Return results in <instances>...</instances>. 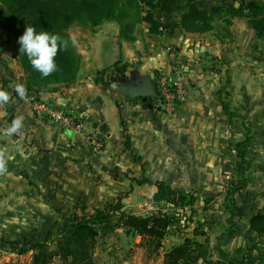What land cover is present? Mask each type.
Instances as JSON below:
<instances>
[{
	"label": "crops",
	"instance_id": "0c3cea01",
	"mask_svg": "<svg viewBox=\"0 0 264 264\" xmlns=\"http://www.w3.org/2000/svg\"><path fill=\"white\" fill-rule=\"evenodd\" d=\"M224 1L238 5L242 0ZM79 29L71 34L81 56L75 79L39 93L78 117L79 132L68 136V128L37 118L20 99L0 106V129L17 115L25 118L20 135L2 138L0 132V148L14 156L0 175V241L21 240L44 229L46 233L126 192L141 199L128 207L155 203L156 186L136 183L142 178L185 191L193 188L197 200L189 208L195 209L203 198L200 192L214 196L209 203L223 199L235 144L246 137L248 184L235 196L241 215L216 240L213 233L207 238L227 253L255 238L249 219L264 206V40L246 18L232 17L226 24L216 16L207 32L176 28L171 35L151 34L139 22L133 40L119 36L115 20ZM4 56L0 88L24 84L25 74L11 48ZM115 61L128 64L118 80L97 81V72ZM159 75L188 89L187 100L173 113L159 112L153 100L150 108L148 101L119 90L133 80L146 79L154 86ZM184 161L191 165L185 167ZM124 231L118 225L106 235L110 242L94 249V259L101 264H162L168 246L153 262L141 248H125L123 243L138 240Z\"/></svg>",
	"mask_w": 264,
	"mask_h": 264
},
{
	"label": "trees",
	"instance_id": "16d2710c",
	"mask_svg": "<svg viewBox=\"0 0 264 264\" xmlns=\"http://www.w3.org/2000/svg\"><path fill=\"white\" fill-rule=\"evenodd\" d=\"M216 16L224 17L226 24H229L232 17L244 16L257 37L264 40V0H242L238 5L224 0H0V28L6 29L11 36L4 38L0 35V66L3 54L10 47L13 57L25 74L24 86L39 94L52 84L74 80L81 56L71 44L66 50L61 48L55 57L57 71L48 77L42 76L32 67L26 54L20 51L19 37L27 25H33L37 32L58 33L62 38L68 39L73 24L93 28L106 20H115L119 26V36L133 40L134 36L131 34L139 22H145L151 34L171 35L176 28L203 33L211 30ZM127 66V63L115 61L111 66L99 70L96 80L102 81L106 77L117 81L118 74ZM5 84L6 81H3L2 86ZM7 91L13 98L19 99L12 88ZM247 143L248 137L235 144L236 161L231 180L224 192L223 201L225 210L229 213V228L235 226V196L248 184L249 162L244 151ZM136 183L155 185L156 191L152 199L158 204L184 208L192 207L197 200L194 193L173 188L162 181L142 178L136 180ZM128 195L129 192H126L103 208H93L81 216H73L69 222L44 233L43 238L27 237L19 242L18 254L31 252L29 261L24 264H55L57 261L60 264H96L94 247L100 231L107 229L111 233L118 225L126 233L138 235L141 246L160 254L162 240L172 224V218L165 209L167 207L147 215L127 212L124 200ZM249 228L261 237L264 235V207L250 217ZM199 235H204L200 225L193 230L195 238L184 237L182 242L164 251L163 264H221V259H225L226 264H258L249 254L236 258L229 256L218 245L212 248L208 238L204 241L197 240ZM213 250L219 252L217 258H213Z\"/></svg>",
	"mask_w": 264,
	"mask_h": 264
},
{
	"label": "rangeland",
	"instance_id": "374dc122",
	"mask_svg": "<svg viewBox=\"0 0 264 264\" xmlns=\"http://www.w3.org/2000/svg\"><path fill=\"white\" fill-rule=\"evenodd\" d=\"M79 28H85V27L80 26L77 23L73 24L69 30V34L70 35L76 34L80 30ZM0 35L4 38H7V37L11 38L10 33H8L6 29H3V28H0ZM4 54L2 56L3 58H5ZM220 83L222 84L223 82H220ZM234 143L235 142H233V146H234ZM244 151H245V155H247V153L249 152L248 145L246 146ZM235 161H236V157H233L232 162H231L232 167L234 166ZM182 163L187 168L191 165V161H184ZM226 166H227V162H226ZM192 189L193 188H190V190H187V192L190 194L194 193L192 192ZM199 194L203 196V198H201L199 203L196 205L195 209L189 208V206L187 208H179V207L175 208V207H170L169 205H165L164 203H161V204L151 203L150 205L148 204L144 205L143 202L141 201L140 203L134 204L131 207L126 206V211L134 212L135 214H138V215H141V214L147 215L152 212H158L159 210L167 207L165 209H167L166 212H168L172 218V224L166 231L165 236L162 240L163 242L162 249L164 248V246H168V249H169L173 247L174 245L179 244L180 242H182L183 240L182 238L183 236H185V234H186L185 237H194L193 230L196 226H199V225H200V230L204 232V235L197 236V240L204 241L207 238V236L209 237V234L211 233L215 234V240H216V237L218 235H222L227 230L226 227L230 226V222H228L227 220L225 221L226 218L228 219L229 213L225 210L224 201L222 197H220V199L219 198L216 199L214 202L209 203V200H211L214 196L207 195V192L202 193V194L200 192ZM138 200H141V199L137 198L136 196L132 197V195H130V192H129V196L128 198L124 200V202L125 204H130L132 202H137ZM239 208L240 206L236 204V199H235L233 219H236L239 215H241L239 213L240 212ZM213 219H216V221L215 220L213 221ZM43 227H48V226H43ZM55 229L56 228H53L52 230H55ZM42 231H37L35 233L28 232L24 239L30 236H36L37 238H43L44 233H42ZM109 233L110 231L107 229L101 230L94 248H97L98 251H100V249L101 250L104 249L107 242H110V241L105 240L104 238ZM130 236L137 237L136 240H138V242L130 239L128 243H123L125 244L124 245L125 248H127L128 246H130V244H132V246L134 245V247H139L143 250V256H145L146 259H152L153 262H156V260L159 259V253L158 254L152 253L149 251L148 248L140 245L141 239L138 235L131 234ZM246 236L247 238L249 237V235H246ZM255 236H256L255 238L253 237L251 240L246 241V243H244V245L241 246L239 249H234L233 251L228 253L229 256L240 258L244 254H249L253 257V259L255 258L258 264H264V235L261 237L259 234L256 233ZM24 239L13 240V241H8V242L0 241V264H3L4 262H19V263L24 264L27 261H29L30 256H31L30 251L27 252L26 254H18L20 252L19 242H21ZM215 240L214 239L209 240V242H213L212 244L210 243V246L212 248L214 247V244L216 243ZM128 248H131V247H128ZM218 254L219 252L216 250L214 252L215 257L213 258H217ZM122 257H123L122 260H124V253L122 254ZM101 262L102 261L100 260H97V259L95 260V263L101 264ZM226 263L227 261L225 259L224 260L221 259V264H226ZM55 264H60V262L57 261L55 262ZM162 264H163V260H162Z\"/></svg>",
	"mask_w": 264,
	"mask_h": 264
},
{
	"label": "clouds",
	"instance_id": "9594fccd",
	"mask_svg": "<svg viewBox=\"0 0 264 264\" xmlns=\"http://www.w3.org/2000/svg\"><path fill=\"white\" fill-rule=\"evenodd\" d=\"M18 42L21 45V53L26 54L32 67L44 77H48L57 71L55 57L58 51L61 48L66 50L69 44L74 47L78 43L75 35H70L68 39H64L58 33L37 32L33 25L26 26V30L19 37ZM11 87L18 98L24 99L27 95V89L23 83H16ZM10 102H14L12 94L4 88H0V106L7 105ZM24 119L23 115L15 116L10 123L0 129L2 138L20 135L21 130L24 128ZM20 151L22 154V149ZM13 158L14 156L9 153L6 147L0 148V175H4L7 172V164Z\"/></svg>",
	"mask_w": 264,
	"mask_h": 264
},
{
	"label": "built area",
	"instance_id": "2783aa9c",
	"mask_svg": "<svg viewBox=\"0 0 264 264\" xmlns=\"http://www.w3.org/2000/svg\"><path fill=\"white\" fill-rule=\"evenodd\" d=\"M153 87L155 91L153 104L159 112L173 113L179 104L187 100L188 89L183 82H170L166 76L159 75ZM20 100L32 110L37 118L43 121L72 129L75 132H79L82 129V124L78 117L61 106L50 104L34 90H27V95ZM89 140L94 146L98 145L97 139L92 138Z\"/></svg>",
	"mask_w": 264,
	"mask_h": 264
},
{
	"label": "water",
	"instance_id": "95a60500",
	"mask_svg": "<svg viewBox=\"0 0 264 264\" xmlns=\"http://www.w3.org/2000/svg\"><path fill=\"white\" fill-rule=\"evenodd\" d=\"M237 5V4H236ZM119 90L130 94V96L135 98H141L143 101H148V105L152 107V100H154V87L149 84L146 79L143 80H133L130 84H126L119 88ZM68 136H71L73 130L67 129L65 132Z\"/></svg>",
	"mask_w": 264,
	"mask_h": 264
}]
</instances>
